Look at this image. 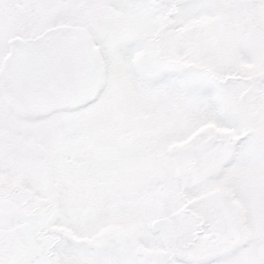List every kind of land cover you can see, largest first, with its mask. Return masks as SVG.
<instances>
[{
  "label": "snow or ice",
  "instance_id": "1",
  "mask_svg": "<svg viewBox=\"0 0 264 264\" xmlns=\"http://www.w3.org/2000/svg\"><path fill=\"white\" fill-rule=\"evenodd\" d=\"M0 264H264V0H0Z\"/></svg>",
  "mask_w": 264,
  "mask_h": 264
}]
</instances>
